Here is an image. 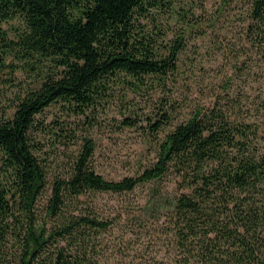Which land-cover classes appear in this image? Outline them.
<instances>
[{"label": "trees", "instance_id": "1", "mask_svg": "<svg viewBox=\"0 0 264 264\" xmlns=\"http://www.w3.org/2000/svg\"><path fill=\"white\" fill-rule=\"evenodd\" d=\"M161 1L0 0V68L4 55L16 49L49 62L51 71L18 98L11 116L0 119V264H95L88 254L90 238L108 222L88 206L80 208L81 196L122 193L168 173L178 184L164 206L174 264H264V151L257 147L258 126L235 116L218 98L194 108L167 132L155 161L137 176L105 179L88 164L93 144L85 139L68 175L51 182L44 216L37 213L47 178L37 155L41 148L32 139L35 116L57 102L83 113L113 79L122 78L131 90L145 77L165 86L177 70L183 37L160 52L155 38L139 35L136 23ZM16 16L24 30L11 40L1 23ZM248 18L245 36L264 46V0H250ZM169 118L157 107L147 117L151 133ZM125 120L133 124L131 116ZM11 242L17 243L9 251Z\"/></svg>", "mask_w": 264, "mask_h": 264}, {"label": "rangeland", "instance_id": "2", "mask_svg": "<svg viewBox=\"0 0 264 264\" xmlns=\"http://www.w3.org/2000/svg\"><path fill=\"white\" fill-rule=\"evenodd\" d=\"M249 6L250 0H162L148 7L137 18L139 35L155 38L160 52L176 36L184 40L177 70L165 86L145 77L143 85L131 90L122 78L113 79L106 94L83 113L66 111L57 102L37 114L38 129L32 139L41 148L37 155L47 178L38 215L44 216L51 182L68 175L85 139L93 144L88 164L105 179L137 176L155 161L158 142L167 132L194 108L208 106L216 98L235 116L258 126L257 147L264 151V46L252 45L245 36ZM1 27L15 40L24 23L16 16ZM42 60L24 57L16 49L4 55L0 119L11 116L18 98L51 72L49 62ZM157 107L170 118L151 133L147 117ZM127 116L132 117V125L125 123ZM176 180L168 173L122 193L81 196L80 208L88 206V211L108 222L105 229L91 233L88 254L95 264H174V238L164 206L178 191ZM16 243L9 244V251Z\"/></svg>", "mask_w": 264, "mask_h": 264}]
</instances>
